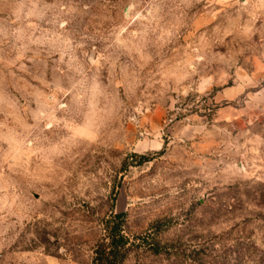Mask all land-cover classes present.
<instances>
[{
    "label": "rangeland",
    "instance_id": "374dc122",
    "mask_svg": "<svg viewBox=\"0 0 264 264\" xmlns=\"http://www.w3.org/2000/svg\"><path fill=\"white\" fill-rule=\"evenodd\" d=\"M264 264V0H0V264Z\"/></svg>",
    "mask_w": 264,
    "mask_h": 264
},
{
    "label": "trees",
    "instance_id": "16d2710c",
    "mask_svg": "<svg viewBox=\"0 0 264 264\" xmlns=\"http://www.w3.org/2000/svg\"><path fill=\"white\" fill-rule=\"evenodd\" d=\"M101 236L91 247L89 264H124L139 251L159 254L160 241L147 242L144 235L130 236L125 231V213L110 211L100 220Z\"/></svg>",
    "mask_w": 264,
    "mask_h": 264
}]
</instances>
